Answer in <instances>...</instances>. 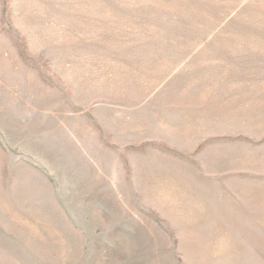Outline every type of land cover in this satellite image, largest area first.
I'll list each match as a JSON object with an SVG mask.
<instances>
[{
  "label": "rangeland",
  "instance_id": "1",
  "mask_svg": "<svg viewBox=\"0 0 264 264\" xmlns=\"http://www.w3.org/2000/svg\"><path fill=\"white\" fill-rule=\"evenodd\" d=\"M0 264H264V0H0Z\"/></svg>",
  "mask_w": 264,
  "mask_h": 264
}]
</instances>
